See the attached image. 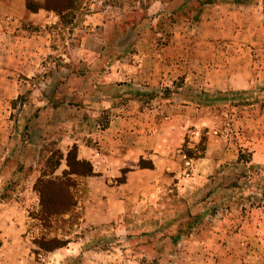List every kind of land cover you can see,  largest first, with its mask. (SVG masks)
I'll list each match as a JSON object with an SVG mask.
<instances>
[{
  "label": "rangeland",
  "instance_id": "obj_1",
  "mask_svg": "<svg viewBox=\"0 0 264 264\" xmlns=\"http://www.w3.org/2000/svg\"><path fill=\"white\" fill-rule=\"evenodd\" d=\"M45 3L0 0V264H264V0Z\"/></svg>",
  "mask_w": 264,
  "mask_h": 264
},
{
  "label": "trees",
  "instance_id": "obj_2",
  "mask_svg": "<svg viewBox=\"0 0 264 264\" xmlns=\"http://www.w3.org/2000/svg\"><path fill=\"white\" fill-rule=\"evenodd\" d=\"M78 6V0H46V3L44 5V9L48 11H53L58 14H69L76 10V7ZM28 9L35 10L32 4H28ZM47 186H58V187H65L64 182L56 183L49 181L46 183ZM43 198V196L41 195ZM46 212L48 211L47 206L43 204Z\"/></svg>",
  "mask_w": 264,
  "mask_h": 264
}]
</instances>
